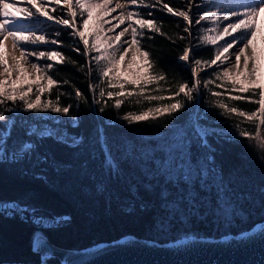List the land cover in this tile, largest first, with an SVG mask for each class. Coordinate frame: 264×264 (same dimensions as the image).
I'll list each match as a JSON object with an SVG mask.
<instances>
[{
  "label": "snow or ice",
  "instance_id": "1",
  "mask_svg": "<svg viewBox=\"0 0 264 264\" xmlns=\"http://www.w3.org/2000/svg\"><path fill=\"white\" fill-rule=\"evenodd\" d=\"M52 4L62 7H50ZM188 4L189 10L186 11L170 6L164 0H20L19 3L0 0V123L4 125L0 128V164H18L33 156L41 164H48L49 156L37 155L40 143L48 139L74 150H79L85 143L82 135L68 130L69 127L78 128L80 120L73 115L72 104L60 103V97L65 93L58 91L60 82L51 74L56 65L66 62L76 64L59 50L60 40L49 39L45 34V27L50 26L47 22H52L70 29L69 35L74 40L78 38L77 43L83 45L82 51L79 47H73L72 51L88 61L89 77L94 74L91 65L95 63V73L100 83H90L88 88L93 93L91 104L101 105L100 113L105 111L109 100L114 99V107L119 109L125 101L134 98L137 104L141 100L156 104L139 114L130 112L120 117L129 125L170 118V122L164 125V131L145 137V142L139 147L125 142L117 147L118 155L109 147L104 129H98L97 142L103 153L101 168L108 179L123 178L122 164L130 161L145 174V191L154 190L159 182L160 199L169 208L176 207V201L171 196L172 189L182 191V199H192L193 202L198 192L215 191L218 208L230 217L235 205L231 203L229 185L216 166L215 157L211 154L214 150L208 139L219 133L217 129L202 123L207 121L208 112L200 111L201 88L213 98L208 102L209 108L220 110L219 115L226 118H243L235 125L237 134L259 141L264 147V25L257 21L258 17H264V0H212L198 19H193V0H188ZM156 7L173 17L182 18L187 25L183 27V32L188 37L181 35L179 39L183 41L187 38L191 47H184L178 59L192 65L191 83L178 82L174 90L160 86L166 76L157 70L150 52L142 46L146 33L166 35L151 11L147 14L140 11L142 8ZM117 10L118 15L113 16ZM59 11L65 15H53ZM113 20L116 23H112ZM202 22H208L210 26ZM193 24L200 25L203 33L199 37V44L195 45L192 44ZM55 35L59 37L61 33L57 31ZM147 39L151 40L153 36L148 35ZM8 41H11V53L7 47ZM41 45L57 47H36ZM200 45L216 46L215 55L208 60L194 58L193 49ZM40 61L48 63L42 64ZM206 69L214 70L208 74V78H202L200 73L206 72ZM79 70H84V65H80ZM63 83L68 84L69 81L64 80ZM105 84L107 91L101 86ZM212 85L220 90H213ZM54 90L57 91L55 100L49 98ZM165 92L170 94L164 95ZM225 96L227 101H248L258 107L251 111L242 110L228 103ZM75 98L88 102L79 89L75 90ZM76 106L78 108L79 104ZM91 110L93 113L97 111L95 107ZM185 112L188 115L181 122L179 117ZM22 113H32V120L20 119L25 138L14 141L10 146L13 128ZM60 116L68 119H60ZM244 122L255 126L254 134L241 127ZM105 123L112 124L113 121L107 120ZM97 158L95 152L90 155V159ZM51 162L57 170L63 166L55 160ZM87 166L88 161H83L81 167ZM144 169H148L147 173H144ZM97 190L106 191L107 185L100 182ZM133 190H137L136 185L129 189L130 192ZM40 212L42 209L37 206L22 204L18 200H0V217H19L37 226L31 240V250L41 254L40 264H49L55 251L40 229L67 224L71 217L60 215L49 218L38 214ZM255 235H264V223L240 233L235 239L244 241L255 238ZM98 247L86 249L85 254H96ZM61 264L71 262L64 260Z\"/></svg>",
  "mask_w": 264,
  "mask_h": 264
},
{
  "label": "trees",
  "instance_id": "2",
  "mask_svg": "<svg viewBox=\"0 0 264 264\" xmlns=\"http://www.w3.org/2000/svg\"><path fill=\"white\" fill-rule=\"evenodd\" d=\"M164 2L182 10L189 7L188 0H164ZM209 4L210 2H207L199 6L198 14L204 13ZM54 8L57 7L54 5ZM140 11L144 14L151 11L166 34L160 36L146 33L142 40V46L150 52L157 70L166 76V80L161 82L160 86L174 90L178 82L191 83V69L178 59L184 47H191L187 38L183 41L179 39L181 35L188 37V34L183 32V27L187 25L183 23L182 18L173 17L159 7L142 8ZM53 15L63 16L65 13L59 11L54 12ZM47 24L50 26L45 27V34L49 39L60 40L59 50L69 60L76 62L75 65L68 62L56 65L51 74L60 82L58 91L65 93L60 97V103L72 104L71 111L80 120L78 128L69 127L68 130L73 134L82 135L85 143L79 150H74L48 139L40 143L37 151V155L50 157L48 164H41L36 156L18 164H0V200H18L22 204L37 206L42 209V212L38 214L49 218L60 215L71 217L67 224L40 229L51 243L68 249L87 248L127 234L160 243L174 241L188 235L216 238L226 234H238L264 220V159H262L264 147L259 141L248 140L237 134L235 125L243 118H226L219 115L220 110L209 108L208 102L213 98L207 90L201 100L200 111L202 113L207 111L208 119L202 123L217 129L219 133L208 139L214 150L211 154L215 157L216 166L229 185L231 203L235 205L230 217L218 208L215 191L198 192L193 202L192 199H182L184 196L182 191L176 192L172 189L171 196L176 201V207L169 208L160 199L159 182L154 190L145 191V174L141 172L138 165L131 164L130 161L122 164L123 178L108 179L101 168L103 153L97 142L98 129H104L109 147L115 155H118L117 147L125 142L139 147L145 142V137H152L164 131V125L170 122V118L150 119L129 125L120 117L130 112L139 114L156 104V102L149 103L144 100L137 104L134 98L125 101L119 109L114 107V99L109 100L105 111L100 113L101 105L91 104L93 93L88 88L90 83H100L95 73V63L91 65L94 74L89 77L87 75L88 61L79 53L72 51L73 47H79L82 51L83 45L77 43V38L74 40L69 35V30L52 22ZM192 29V44H199V37L203 33L200 28L195 29V24ZM57 31L61 33L59 37L55 35ZM148 35L153 36V39H147ZM36 47L56 48L57 46ZM214 55L213 46L200 45L193 49L194 58L208 60ZM80 65H84V70H79ZM64 80H68L69 83L64 84ZM101 86L106 88V84ZM210 87L213 90H220L215 89L214 85ZM76 89L84 94L87 103L76 100ZM56 95L57 91L54 90L49 98L55 100ZM224 99L227 101L226 96ZM227 102L239 106L242 110L251 111L258 107L248 101ZM77 104H79L78 108ZM92 107L97 109L95 113L92 112ZM49 114L52 113H42V115ZM187 115V112L182 113L179 120L182 122ZM32 117V113L20 114L9 140L10 146L14 141L25 138V129L20 126V119L27 118L31 121ZM60 119L68 118L60 116ZM107 120L113 123H105ZM3 126V123H0V128ZM241 127L255 133L254 125L244 122ZM201 151L207 150L201 149ZM93 152L98 154L97 159H90ZM52 160L63 166L57 170ZM85 160L88 161V166L82 168L81 164ZM147 171L148 169H144V173ZM148 179L150 180L151 177ZM100 182L107 185L106 191L97 190V184ZM132 185H136L137 190L130 192ZM36 231V225L19 217H0V263H40L39 254L31 250V240ZM49 264H58V261L50 258Z\"/></svg>",
  "mask_w": 264,
  "mask_h": 264
},
{
  "label": "water",
  "instance_id": "3",
  "mask_svg": "<svg viewBox=\"0 0 264 264\" xmlns=\"http://www.w3.org/2000/svg\"><path fill=\"white\" fill-rule=\"evenodd\" d=\"M261 223L264 220L246 231ZM240 233L216 238L188 235L164 243L127 234L83 249L63 248L47 241L54 248L53 258L58 264L64 260L71 264H264V235L239 241L235 237ZM97 247L96 254H85L86 249Z\"/></svg>",
  "mask_w": 264,
  "mask_h": 264
},
{
  "label": "rangeland",
  "instance_id": "4",
  "mask_svg": "<svg viewBox=\"0 0 264 264\" xmlns=\"http://www.w3.org/2000/svg\"><path fill=\"white\" fill-rule=\"evenodd\" d=\"M13 2H17V3H19L20 2V0H13ZM207 2H210V4L212 3V0H208V1H204V2H202V1H200V0H193V4H192V6H191V11H192V13H193V19H198L199 18V15L200 14H203V13H199L198 14V7L199 6H201L202 4H205V3H207ZM29 7H30V5H29ZM52 7H54V4H52ZM55 7H57V8H61L62 6H60V5H55ZM187 10H189V7L186 9V11ZM213 11H217V9H213ZM118 13H119V10H117V12H114L112 15L113 16H116V15H118ZM257 21L259 22V23H262V25H264V17H258L257 18ZM112 23H116V21L115 20H113L112 21ZM183 23H185L184 21H183ZM202 24H204L205 26H210L209 24H208V22H202ZM123 27V25L121 26V28ZM199 28H201V26L200 25H195V29H199ZM65 29V28H64ZM67 30H69V31H71L70 29H67ZM116 31H120V29H117ZM78 39V38H77ZM228 39H231L230 37L228 38ZM7 47H8V49H9V52L11 53V51H12V47H11V41H8L7 42ZM214 48H216V46H213ZM15 55H19V53L18 52H16L15 53ZM93 55H95V53H93ZM33 60L35 59V58H32ZM234 59V58H233ZM12 61H11V59L9 58V63H11ZM39 63H42V64H45V63H48V61H40ZM191 64H188L187 65V67H189L190 69H191ZM27 67V66H26ZM214 69H206V72H201L200 73V76L202 77V78H206V76H208V74L211 72V71H213ZM204 95H205V90L203 89V87L201 88V100H203V98H204ZM33 99H34V96H33ZM200 106H201V103H200ZM49 115H52V114H49Z\"/></svg>",
  "mask_w": 264,
  "mask_h": 264
}]
</instances>
